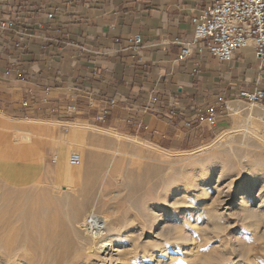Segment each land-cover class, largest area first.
I'll use <instances>...</instances> for the list:
<instances>
[{
  "label": "crops",
  "instance_id": "crops-1",
  "mask_svg": "<svg viewBox=\"0 0 264 264\" xmlns=\"http://www.w3.org/2000/svg\"><path fill=\"white\" fill-rule=\"evenodd\" d=\"M212 3L0 0V18L13 19L23 33H0V108L37 121L34 127L44 133L35 131V137L53 141L56 163V141L68 143L75 125L111 129L166 150L199 148L235 125V114L247 104L241 91H264V63L252 43L230 60L194 44L180 58L183 42L194 34L192 17ZM135 35L142 37L137 51L129 42ZM19 39L21 47H11ZM210 106L217 111L215 124L206 119ZM257 106L264 132V102ZM31 149L0 157L3 175L13 176L15 159L35 160L22 161L15 176L23 184L36 182L42 176L37 160L48 156L44 148Z\"/></svg>",
  "mask_w": 264,
  "mask_h": 264
},
{
  "label": "rangeland",
  "instance_id": "rangeland-1",
  "mask_svg": "<svg viewBox=\"0 0 264 264\" xmlns=\"http://www.w3.org/2000/svg\"><path fill=\"white\" fill-rule=\"evenodd\" d=\"M234 118L235 125L189 151L166 150L111 129L83 125L87 127L84 143L76 142L67 157L59 156L56 163L53 141L35 137L37 121L20 123L15 114L0 108V157L24 156L19 150L29 155L27 150L33 146L34 153L44 148L48 156L37 160L42 162V176L29 184L21 183L15 174L22 161L35 160L12 161L11 177L3 175L0 165V264H101L87 254L90 241L78 227L91 211L109 217L107 237L120 252L113 264H141L134 257L169 246L177 232L184 239L173 245L174 250L163 257V264H264V132L258 106L246 104ZM17 123L34 132L32 142L22 140L23 132L16 128ZM228 143L235 147L237 158ZM62 144L58 143V152ZM76 147H81L83 153V173L74 190L57 169L71 152L77 151ZM214 162L223 163V184L236 177L238 182L256 177L252 206L260 210L257 219L241 214L235 207L238 195L229 200L231 208L221 218L182 221L174 217L165 192L174 193L167 198L171 203H200L204 198L195 197L197 190L181 193L175 189L204 177L203 170ZM247 162L255 169L248 170ZM210 170L209 167L207 172ZM218 191L212 188L211 194L217 196ZM206 202L210 201L204 199L202 204ZM153 212L158 216L155 224Z\"/></svg>",
  "mask_w": 264,
  "mask_h": 264
},
{
  "label": "bare ground",
  "instance_id": "bare-ground-1",
  "mask_svg": "<svg viewBox=\"0 0 264 264\" xmlns=\"http://www.w3.org/2000/svg\"><path fill=\"white\" fill-rule=\"evenodd\" d=\"M17 121L20 122L21 120H17ZM30 122H34V121H30ZM16 128L23 132L22 140L27 141V142H32V139H33L32 137L34 136V132L30 129V127H24L23 125L19 127V124L17 123ZM86 128L87 127L83 125L73 126L71 130V133H72L71 141H69L68 143L63 142L61 146L62 148H60L59 152L56 154V158H59V156L67 157L71 147L75 146L76 142H80V144H83ZM41 130L44 132V129H41ZM41 130L37 129V132ZM58 143L60 142L56 141L57 145ZM228 145H229V148L233 156L237 158L238 156L236 154L235 147L231 143H228ZM76 148H77V151L71 152V154L77 153L80 155L81 157L80 164L72 165L70 163V156H71L70 154L68 160L66 158L65 162L62 161V163H60L59 165V168L57 169V174L60 177L65 178L69 188L70 189L74 188V190L77 186L78 181L81 179L82 173H83L82 172L83 165L80 166L82 163V159H83V153L81 151V147H76ZM239 162L241 163V161ZM245 165H246V168H248V170L250 171H252L256 167L252 165L250 162H247ZM207 167L212 168V170H210L212 171L211 173L207 172V169H208ZM223 169L224 168H223L222 162H216V163L214 162L211 165L209 164V166L207 165L206 169L203 170L204 177H202L201 179H199L200 177H198V179L195 178L188 184L187 187L177 186V188L175 189V190L180 191L181 193H189V192H194L197 190L198 194H194V195H197L195 197L199 199L201 198H204L205 200L207 199L210 201L209 204H207L206 202L203 205L202 201H204V199L200 203H195L192 201L185 202V205H181L182 203L179 202L178 200L171 203V200L167 198L174 195V193L172 194V192L165 190L166 191L164 194L165 199L167 203L171 204L174 217H177L178 219H182V221H189V220L196 221V220L203 219V218L209 219L207 217H211V216L221 218L223 217L224 213H226V211L231 208V205L229 204V200L234 199L235 196L238 195V200L235 204V207L239 210V212H241V214H244L245 216H249V217H256L257 219L258 218L257 216H259L260 214V210L252 206V203L255 200L254 193H255V186L257 183L256 177H251V178L247 177L244 181H239V182L237 181V177H236V178H232L227 183L225 182L226 184H223L225 181V176H222V174H224ZM238 184H239V187H236ZM221 185L227 187V190L224 191L223 189H221L223 188L221 187ZM212 188L219 189L217 196H213L211 194ZM261 201L264 202V197L261 199ZM201 206H203V208H201ZM217 206H220L221 211H219ZM157 217L158 216L155 215L153 212L152 213V220L154 221L153 224L158 222ZM109 221L110 220L108 216L96 214L95 212L91 211V212H88L87 216L78 224V227L85 232L88 240L90 241L89 246L86 248L87 254L98 259L101 264H113L115 260H117V257L120 255L119 250L115 248V245H113L110 242V239L107 237V232L109 229ZM158 237L159 235H157V238ZM183 239H184V236L181 233L177 232V234L172 239L170 238V241L168 242L170 244L169 246H159V249L157 251L150 250L145 253V256L143 257L136 256L134 258L140 261L141 264H146V263L163 264V261H164L163 257L167 256L171 252V250H174L175 248V246H173L174 244H177L178 242L180 243ZM120 244L121 242H118V244L116 245L120 246ZM165 244H167V242Z\"/></svg>",
  "mask_w": 264,
  "mask_h": 264
},
{
  "label": "built area",
  "instance_id": "built-area-1",
  "mask_svg": "<svg viewBox=\"0 0 264 264\" xmlns=\"http://www.w3.org/2000/svg\"><path fill=\"white\" fill-rule=\"evenodd\" d=\"M96 1L98 0H91V2ZM68 3L72 4L73 0H68ZM53 16L52 12L47 15V18L52 19ZM192 22L194 34L191 40L183 42L186 47L182 50L181 59L190 54L189 46L192 44L202 45L200 48L208 49L219 60L225 61L232 59L236 50L252 43L255 46L257 58L264 63V0H213V3L206 7L201 15L192 17ZM15 23L13 19L0 18L1 35L11 30L15 34L22 33L20 28H14ZM21 40L15 41L11 47L20 48ZM129 42L132 44V50L137 51L142 44V37L131 36ZM9 46L10 44H7V47ZM8 58H11V55H8ZM240 97L247 104L259 105L264 102V91L243 90L240 92ZM152 100L156 102L157 97L154 96ZM111 104H115V100H111ZM103 113L105 116L108 109H105ZM206 113V119L211 124H215L216 108L210 106L206 109ZM80 162L79 154H71L72 165H78Z\"/></svg>",
  "mask_w": 264,
  "mask_h": 264
}]
</instances>
